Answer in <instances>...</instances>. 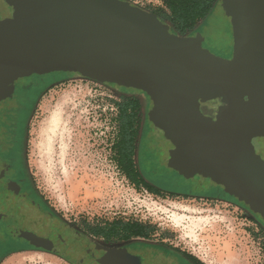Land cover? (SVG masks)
Segmentation results:
<instances>
[{"label":"rangeland","instance_id":"374dc122","mask_svg":"<svg viewBox=\"0 0 264 264\" xmlns=\"http://www.w3.org/2000/svg\"><path fill=\"white\" fill-rule=\"evenodd\" d=\"M123 1L159 15L169 14L166 0ZM46 4L45 0H0V28H8V36L17 44L8 45L4 37L0 38V91H7L13 81L27 85L37 82L39 90H44L29 113L25 159L32 185L46 200L49 212L59 216L67 226L85 230L87 234L93 227L114 221L146 224L155 229L150 241L183 249L204 264H264V215L241 195L226 191L225 197L229 200L203 197L201 194L207 195L211 185L199 177L189 180L176 177L174 184L159 183L162 177L174 178L171 170L162 166L159 171L148 168L146 174L159 187L177 190L179 193L175 196L167 193L164 197L157 196L131 183L116 162L113 150L119 138V105L125 98L107 84L123 87V79L130 80L133 71L124 66V56H114L111 43H104L107 53L102 54L94 44L82 43L77 34H65L66 23L60 19H53L51 26L60 33L61 44H66L64 50L71 53L65 56L67 62L72 61L71 69L65 66V61L56 58L61 55L57 48L45 47L44 40H25L16 34L14 26L22 19L37 22L42 20L45 9L59 10L56 4ZM66 12L72 13V10L62 11ZM200 30L205 48L221 57L230 56L233 32L221 0L214 5ZM84 32L87 35L90 30L84 29ZM18 49L23 54L16 53ZM33 49L42 54L34 55ZM44 53L49 59V64L46 63L49 69L40 63ZM32 58L35 63L29 65ZM75 58L81 64L75 66ZM143 75L137 77L146 82L143 78L148 76ZM221 97L225 99L227 95L221 94ZM218 106L219 102L209 103L207 109L215 113ZM219 114L217 111V117ZM231 118L240 119L239 125H244L243 117ZM4 124L0 119L1 139L6 131L2 128ZM258 128L263 134L264 124ZM162 136L157 134L161 142L158 155L165 162L172 149ZM237 136L241 146L257 148L264 157V137L254 139L246 133H237ZM25 239L33 246L44 248L41 243ZM71 239L75 241L73 236ZM96 243L110 247L125 245L117 238L110 243L98 239ZM8 244L12 242L4 240L0 227V264L19 261L78 264L49 251L50 245L45 251L20 252L5 250ZM82 245L90 248L88 242Z\"/></svg>","mask_w":264,"mask_h":264},{"label":"flooded vegetation","instance_id":"af4514ba","mask_svg":"<svg viewBox=\"0 0 264 264\" xmlns=\"http://www.w3.org/2000/svg\"><path fill=\"white\" fill-rule=\"evenodd\" d=\"M58 3L61 7H70L74 10L73 14L64 16L59 14L57 17L70 23V25L72 24L71 26H75L76 34L82 40V43L94 44L96 49L101 50L100 53L102 54L107 53L104 51L103 45L105 47L106 43H111L114 56H124L122 59L124 63L128 57L130 59H147L150 70L137 65L132 69L134 75L138 72L141 75L147 70V74L154 80L155 87L159 84L163 86L162 81L175 84L183 82L182 93L189 87L187 74L182 73V70L179 69V57L175 55V53H178V47L160 38L162 27L175 36L198 37L202 48L210 51L204 46L205 38L200 30V26L205 20L191 31L181 34L172 24L164 22L158 13L134 5L140 12L156 16L157 20L163 25L145 21L139 11L125 6L123 0H58ZM43 14H45V20H47L49 12L45 10ZM47 21L52 24L53 19ZM84 29L90 30V32L84 35ZM45 32L49 33V30L46 29ZM30 37L36 38L32 35ZM40 38L42 39L43 36ZM233 54L234 46L230 56L222 58L231 60ZM165 57L171 59L166 67L161 66L159 63ZM36 83L32 82L27 85L13 81L7 91H0V109L4 107L0 111V119L5 123L2 128L6 130L4 137L0 138V227L3 229L4 240L12 242V244L4 246L5 250L20 252L45 251L48 250L46 247L50 245L52 248L49 251L60 255L67 261H76L78 264H111L113 261L112 249L117 248L128 252L131 258L138 260L137 263L132 260H125L128 261V264H200L187 251L177 249V247L165 242L137 238L129 241L122 240L125 245L117 247L97 244L98 239L105 243H110L111 240L107 237H98L91 232L87 234L85 230L73 229L67 226L59 216L49 212L46 200L38 195L32 185L25 159V130L29 122V113L31 108L35 106L39 95L44 91L43 89L39 90L40 86ZM107 86L119 92L133 107H137L138 114L132 125L134 139L131 161L134 165L132 171L137 174L134 176L137 182H140V185H148L155 190H160L161 194L167 192L178 194L177 190L159 187L147 176L146 170L148 168L159 171L160 166H162L171 170L174 178L162 177L157 182L167 185L174 184L176 177L186 180L199 177L200 180H208L211 185L207 195L201 194L203 197L229 200L224 193L229 190L220 182L213 171L211 175L207 172H194L191 174L172 166L173 154L178 152V148L166 131L157 125L152 116L156 107L152 94L136 87H121L114 84H107ZM221 94L223 96L227 95V98L222 99ZM251 99L249 95L228 89L226 92L202 94L199 97V102L202 113L213 117L216 121H218L216 114L217 111L220 113L219 109L229 108L234 110L239 117L244 118V125L241 126L240 134H249L254 136V139L263 138L264 133L254 131V123H251V119L263 118L264 111L261 107H248ZM213 102H219L218 110L215 113L207 109V104ZM158 133L163 135L162 137L170 143L172 149L165 162L160 160L158 155L161 146V142L157 137ZM251 150L264 160L263 155L259 153L257 148H251ZM180 153L188 156L189 162L197 160L195 157L186 155L181 151ZM1 155L6 156V158H1ZM206 169L209 170V168ZM236 185L243 188L247 187L248 183L245 179H239ZM184 194L188 196L195 195L193 193ZM249 215H253V213H249ZM31 233L37 237L36 243L38 245L41 243L40 245H43L44 248L33 246L25 239ZM71 236L75 238V241L71 239ZM84 241L89 243L90 248L82 245Z\"/></svg>","mask_w":264,"mask_h":264},{"label":"water","instance_id":"95a60500","mask_svg":"<svg viewBox=\"0 0 264 264\" xmlns=\"http://www.w3.org/2000/svg\"><path fill=\"white\" fill-rule=\"evenodd\" d=\"M45 1L46 6L51 3L56 4L59 8V10L45 9L49 12L48 19H60L57 17L59 14L64 16L74 13L70 7H61L58 0ZM221 3L232 26L234 54L231 60L216 56L202 48L198 37L175 36L162 27L160 38L178 47V53L175 55L179 57V69L182 70V73L187 74L188 89L184 93L181 92L183 82L175 84L162 81L163 86L159 84L155 87L154 80L147 74V70H150L147 59H130L129 57L124 63L129 72H132V68L137 65L147 69L143 76L147 75L148 77L143 78L146 82H142L141 78H138L139 72L135 76H133V72L130 74V80L123 77L122 84L127 87L144 89L154 97L156 107L152 116L157 125L166 131L178 148V152L173 154L172 166L174 168L191 174L207 172L211 175L213 171L227 190L241 195L248 204L264 215V160L259 158L253 150L243 147L235 141L238 139L237 133L240 134L239 122L241 120L231 118V116H238L234 110L221 108L220 116L216 121L213 117L202 113L199 102V97L202 94L226 92L228 89H232L234 92H242L252 98L248 107L254 105V107L262 106L264 108V0H221ZM125 6L140 12L131 3L125 2ZM67 10H72V13H62ZM140 13L145 21L163 25L156 16ZM47 20H45V14H43L42 20L37 22L22 19L18 25L14 26V31L18 35H26V37L21 36L25 40H44L45 47L57 48L61 55H57L56 58L65 61V66L71 69L69 65L72 64V61H66L67 54L71 53H68L67 49L64 50L66 44H61L60 33L54 31L51 23H48ZM65 23V34L67 33L68 36L76 34L75 26ZM46 29L49 30V33L45 32ZM8 34H10L8 28H0V38L4 37L8 45L17 46L16 41L11 39ZM30 35L36 38L30 37ZM41 36H43L42 39ZM103 49L105 51V47ZM16 53L23 54L19 49ZM31 53L42 54L38 49L31 50ZM43 55L45 57L40 59V63L44 64V68L49 69L46 67V63L49 64L47 54ZM170 60V57H165L159 63L166 67ZM32 63H35L34 58L30 59L29 65ZM73 63L77 66L81 64V60L75 58ZM166 70L168 69L166 68ZM82 74L91 76L84 72ZM107 76L109 78V75ZM256 118H252L251 123H254V131L258 132L259 125L264 124V116ZM180 151L197 160L189 162L188 156L182 155ZM239 179H245L248 186L243 188L237 186L236 183ZM26 237L35 242L37 240L30 235ZM112 253L111 264H128V261L125 260H132L135 263L138 261L136 258H131L128 252L117 248L112 249Z\"/></svg>","mask_w":264,"mask_h":264},{"label":"trees","instance_id":"16d2710c","mask_svg":"<svg viewBox=\"0 0 264 264\" xmlns=\"http://www.w3.org/2000/svg\"><path fill=\"white\" fill-rule=\"evenodd\" d=\"M217 2L218 0H166L169 14L164 13V15L160 16L163 20L170 21L179 33L185 34L195 28L200 22L206 20ZM136 108L126 100L123 102L120 101V112L118 117L119 138L113 145V150L119 167L123 170L131 183L139 188L144 185H140V182H137L134 176L137 174H134L132 171L134 165L131 161L134 139L132 125L134 124V118L138 114ZM1 158H6V156L1 155ZM144 187L153 194L164 197L160 190H155L148 185ZM167 194L172 196L176 195L172 192H167ZM90 231L98 237H107L110 240L117 238L129 241L137 238L149 240L154 236L155 229L139 222L114 221L105 224V226L93 227ZM29 235L37 238L32 233ZM192 257L200 264H204L196 257Z\"/></svg>","mask_w":264,"mask_h":264},{"label":"bare ground","instance_id":"6f19581e","mask_svg":"<svg viewBox=\"0 0 264 264\" xmlns=\"http://www.w3.org/2000/svg\"><path fill=\"white\" fill-rule=\"evenodd\" d=\"M9 264H23V261H19V262H10Z\"/></svg>","mask_w":264,"mask_h":264}]
</instances>
